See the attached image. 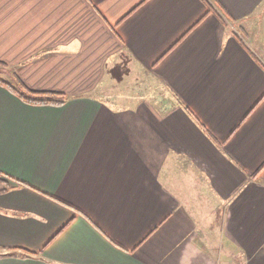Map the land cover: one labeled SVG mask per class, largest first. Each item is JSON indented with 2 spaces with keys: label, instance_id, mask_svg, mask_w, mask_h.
Segmentation results:
<instances>
[{
  "label": "crops",
  "instance_id": "crops-1",
  "mask_svg": "<svg viewBox=\"0 0 264 264\" xmlns=\"http://www.w3.org/2000/svg\"><path fill=\"white\" fill-rule=\"evenodd\" d=\"M123 53L162 102L97 93ZM0 61L67 96L0 84V264H264V0H0ZM167 164L210 183L217 242Z\"/></svg>",
  "mask_w": 264,
  "mask_h": 264
},
{
  "label": "rangeland",
  "instance_id": "rangeland-1",
  "mask_svg": "<svg viewBox=\"0 0 264 264\" xmlns=\"http://www.w3.org/2000/svg\"><path fill=\"white\" fill-rule=\"evenodd\" d=\"M133 61L134 59L131 55L123 53L119 57L118 62L109 67L107 76L99 87L97 93L101 95L109 93L110 100L117 102L122 98L120 97L117 100V97L115 96L117 93L123 94V96L129 94L130 97L128 98H131L138 96L143 92H147L148 98H150L151 101L155 100L156 102H159L158 100H160V102H162V100L165 99V94L168 93L167 88L161 81L155 78L149 70H146L143 67L139 69L132 68L131 62ZM189 165V161L181 159L180 166L182 168H186ZM170 167L171 165L168 164L165 165V167L161 166L159 169L160 177L163 178V181L174 193H177V196H179V199L183 204L187 207L191 206V208L197 211L196 213L199 216V220L206 226L208 225L209 230L214 233L213 240H211L217 242L219 236L221 237L222 230L217 225H220L222 220L223 207H221V204L216 199L215 194L210 187V183L206 178L201 179V176L198 175L199 180L201 179L199 183L202 182V185L198 184V187H203L200 188L197 194L194 187L193 191H189L188 187L180 190V184L176 182L175 171L170 169ZM202 177H204V175ZM200 197H202V200ZM211 209L215 212V217L217 219L215 224H213V222L210 223L208 219L204 218V215H201L202 210H204V213L206 214V212ZM225 247L228 246L225 245ZM225 247H223L221 251H223L224 254H227L228 257V251L230 250L225 249Z\"/></svg>",
  "mask_w": 264,
  "mask_h": 264
},
{
  "label": "trees",
  "instance_id": "trees-1",
  "mask_svg": "<svg viewBox=\"0 0 264 264\" xmlns=\"http://www.w3.org/2000/svg\"><path fill=\"white\" fill-rule=\"evenodd\" d=\"M0 67H7V64L0 61ZM0 84L9 88L12 92L17 94L21 99L32 104H54L62 105L65 103L67 96L64 92L53 91V90H34L21 82L18 85L11 84L8 80L0 76ZM262 169H264V163L255 172L258 174Z\"/></svg>",
  "mask_w": 264,
  "mask_h": 264
}]
</instances>
